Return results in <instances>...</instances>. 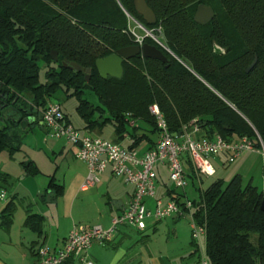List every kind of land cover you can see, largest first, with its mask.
<instances>
[{
    "label": "trees",
    "instance_id": "1",
    "mask_svg": "<svg viewBox=\"0 0 264 264\" xmlns=\"http://www.w3.org/2000/svg\"><path fill=\"white\" fill-rule=\"evenodd\" d=\"M143 1L154 15L152 26L142 22L132 0H0V153L11 156L19 150L22 134L37 125L41 109L59 90L75 98L83 131L101 130L108 123L113 143L129 137L127 149L143 140L152 147L138 128L126 127L134 120L156 136L151 105L172 135L193 121L201 139L252 140L255 133L264 149V0ZM198 5L213 12L203 26L192 20ZM124 14L146 30L160 28L171 56L144 38L165 57L164 64L134 57L121 62L120 79H101L94 61L134 45ZM213 45L223 53L214 52ZM63 62L89 70L88 81L62 67ZM85 91L99 106L81 98ZM21 121L26 124L22 130ZM18 166L27 175L37 173L31 161ZM184 167L185 177L197 178L188 163ZM6 177L0 172V182ZM48 187L56 188L51 182ZM165 193L177 203L182 198L172 190ZM198 198L191 202L192 217L204 229L208 264H264V195L250 182L242 186L235 175L226 183L213 181ZM11 212L8 203L0 213L4 230ZM40 221L27 214L23 224L39 236Z\"/></svg>",
    "mask_w": 264,
    "mask_h": 264
},
{
    "label": "built area",
    "instance_id": "2",
    "mask_svg": "<svg viewBox=\"0 0 264 264\" xmlns=\"http://www.w3.org/2000/svg\"><path fill=\"white\" fill-rule=\"evenodd\" d=\"M126 18V32L133 39L134 46L140 47L143 39L148 38L158 47L166 50L164 44L158 39L160 28L146 30L129 15ZM128 22L134 24L143 32L139 37L130 28ZM162 36V35H161ZM156 127V139L152 147L143 154L135 150L122 147L118 143L105 141L89 135L80 134L65 119L58 105L47 102L39 113V125L46 133L55 139H62L65 144L74 148V159L85 165L86 174L79 190L84 191L98 183V176L106 169L114 177H121L125 183L132 186V194L127 206L110 220L109 227L102 230L98 226L74 225L67 237L62 241L59 249L50 251L46 247L36 249L35 264H63L76 260L78 264H93L87 255L92 243L106 244L120 228H129L137 232L145 229V221L155 222L167 218H180L187 215L190 219V233L193 242L199 236L204 237V229L194 223L192 217V204L186 200L168 199L165 202L154 200L152 210H147L144 200L154 195L156 179L155 168L163 166L168 181L175 189H183L186 185L183 166L188 163L196 176L210 177L213 169L209 165L208 157L223 156L227 163H232L237 157L246 152H255L257 144L263 151L259 137L254 133L251 140L242 137L235 140L223 139L214 136L212 139H190L191 133L197 132L194 122L189 129L183 127L178 136L170 134L155 105L148 107ZM188 130H192L188 133ZM5 194L0 191V201ZM198 264H208L205 253L198 255Z\"/></svg>",
    "mask_w": 264,
    "mask_h": 264
},
{
    "label": "crops",
    "instance_id": "3",
    "mask_svg": "<svg viewBox=\"0 0 264 264\" xmlns=\"http://www.w3.org/2000/svg\"><path fill=\"white\" fill-rule=\"evenodd\" d=\"M63 115L71 125L68 117L64 113ZM36 126L42 128L39 125V120H37ZM25 127L26 124L23 125L22 129ZM126 127L128 130L138 128V131L142 132L140 134H144L150 142H155V134H150L145 125L129 120L126 122ZM94 131L99 133L101 130H92V132ZM147 133L154 138L148 137ZM43 141V145H45L46 141ZM122 141H127L128 145L130 144L127 136L120 142ZM146 144L147 146L140 151H137V147L132 150H135L139 155L143 154L151 145L149 142H146ZM241 155L234 160L237 162L235 171L232 173L233 176L240 177L242 184V175L239 174V170L249 161H260L261 159L259 150L246 152L244 157H241ZM219 157L217 156V160L220 161ZM28 161H31L36 167V174L27 175L20 168L19 170L13 169L14 173L7 170L1 172L10 179L15 175L17 184L10 197L5 196L4 200L0 201V213L6 204L10 203L12 206L10 225L7 230L0 227V264H35L37 260L36 249L41 246L50 251L59 249L62 241L74 225L98 226L102 230H106L109 227L111 218L123 210L130 200L132 186L125 183L121 177L112 176L109 169L104 170L98 176V183L94 187L81 191L79 186L86 174L85 165L82 162L78 161L81 166L67 168L66 175L61 178V182L56 183L54 175L48 176L47 181L38 182V180H35V177L40 173L39 169L32 160ZM161 171L166 172L163 166L155 168L156 177L159 176ZM220 180L225 183L223 179L220 178ZM49 182L57 189L49 188ZM247 182L252 184L251 180ZM252 186L264 195V184L260 183L257 186ZM166 189L164 188L163 191L165 196ZM0 191L5 194V189L2 187H0ZM154 200L160 199H154L153 195L152 198L144 200L147 210H152ZM160 201L165 202L167 200ZM27 214L41 218V234L39 236L24 226L23 223ZM180 218L172 217L164 219V221L170 219L175 223ZM160 222L146 220L145 229L142 232L120 228L106 244L92 243L87 250V255L93 264H198V255L205 253L203 236H199L197 241L193 242L190 233L187 247L185 245L168 246L167 241L163 246L158 247L151 245H147V247L131 246L134 238L132 239L129 235H132V233L137 235L143 233L144 235L147 233L146 230H149V235H144V238L141 236L144 241L149 243L150 239L155 237L156 226ZM148 224L150 225L148 226ZM200 237L202 238V249H198L197 244ZM191 241L193 242L192 245ZM63 264H78V262L72 260Z\"/></svg>",
    "mask_w": 264,
    "mask_h": 264
},
{
    "label": "rangeland",
    "instance_id": "4",
    "mask_svg": "<svg viewBox=\"0 0 264 264\" xmlns=\"http://www.w3.org/2000/svg\"><path fill=\"white\" fill-rule=\"evenodd\" d=\"M128 26H130V28L134 27L135 34L139 37H143V32L139 28L135 27L133 23L128 22ZM158 39L161 42L163 41L161 34ZM39 81L42 82V72H40L39 74ZM81 98L95 107L99 106L95 96L89 91L83 92ZM49 102L59 106L62 113H64L68 117L72 127L78 130L80 134L89 135L91 137L99 138L109 142H112L114 140L112 126L108 123L102 127L99 133L95 131L88 132L82 130V121L75 111L76 100L74 97H68L59 90L50 98ZM97 117L98 115L95 114L94 118ZM102 117H106L105 113ZM140 133H142L140 130L137 131V134ZM146 135L148 137H151V139L154 138L148 133ZM189 137L193 140L201 139L202 133L200 131L194 132L191 133ZM43 140L46 141L45 145H43ZM119 144L122 147H126V145H128V142L122 141ZM146 146V141L143 140L136 149L137 151H140ZM255 148L259 149L261 160H251L241 170H239V174L242 175V186L250 180L252 181L251 185L257 186L260 183L264 184V150L261 151L259 146ZM73 155L74 148L72 146L66 145L62 139H55L53 137H50L43 128L33 125L31 126V129L29 131H26L22 134L19 150L17 152H14L11 156H9L6 152L0 153V172L5 170L12 171L13 169L19 170V162L32 160L40 172L35 177V180H38V182L47 181L48 176L54 175L56 183H60L61 178L66 175V172L68 170L67 168H76L78 166H81V163L75 160ZM245 155L246 153H243L241 157H244ZM219 159L220 161L217 160V157H208L207 161L213 169V174L210 177L201 175H199L198 178L185 177L186 185L183 189H175L173 185L168 181L166 172L161 171L159 176H157L155 179L154 199H160L162 201L168 200L169 197H166L163 192L164 188H167L168 190L174 191L175 194L182 196L181 200L184 199L189 202L193 201L194 204L198 203L199 191L204 190L210 183L217 179L221 178L226 183L233 176L236 166L235 164L237 161H234V163H227L223 156H220ZM186 171L187 169L183 166V172L185 173ZM11 173L14 172L12 171ZM16 184L17 180L15 178V175L11 179L6 177L5 184H2L0 182V187L5 189L6 197H10L13 189L16 188ZM149 225L150 224H148V226ZM146 232L147 233H145L144 235L150 234L149 230H146ZM144 235L143 233L142 235H137L135 233L129 235L132 239L134 238L131 246L147 247V245H151L154 247H158L163 246L167 241L168 246L178 247L181 245H185L187 247L190 235V219L187 215H185L175 223L170 219L161 221L156 226L155 237L150 239L151 244H149L150 242L148 243V241H144V239H142L144 238ZM197 244L198 249H202L201 237L199 238Z\"/></svg>",
    "mask_w": 264,
    "mask_h": 264
},
{
    "label": "water",
    "instance_id": "5",
    "mask_svg": "<svg viewBox=\"0 0 264 264\" xmlns=\"http://www.w3.org/2000/svg\"><path fill=\"white\" fill-rule=\"evenodd\" d=\"M132 5L134 11L136 12V14H138L141 17L142 22L146 26L154 25L155 23L154 15L147 8L143 0H132ZM212 18H213V12L209 7L198 5L193 14L192 20L196 25L203 26L207 22H209ZM213 51L219 52L220 54L223 53V51L215 45H213ZM165 52L171 55L167 49L165 50ZM134 57L154 60L162 64L166 62L165 57L161 54V52L158 49L143 43L140 47L133 45L130 47L119 49L106 57L96 59L94 61V68L101 79L113 78L118 80L121 77V62L127 61ZM50 58L52 62H56V54L54 52L50 53ZM254 64H255V59H253L252 63L248 66L245 72H248L253 67ZM62 67H68L69 69H72L75 72L84 74V81L85 82L88 81L89 70H83L75 63L63 62ZM16 121H18V119ZM23 123L24 121H21L19 123L20 128H23L24 125ZM191 132L192 130H188V133ZM172 136L174 137V135ZM260 209L264 210V203L260 206Z\"/></svg>",
    "mask_w": 264,
    "mask_h": 264
}]
</instances>
